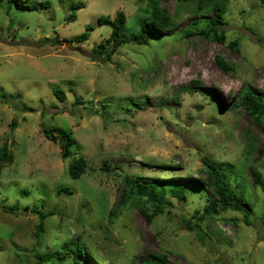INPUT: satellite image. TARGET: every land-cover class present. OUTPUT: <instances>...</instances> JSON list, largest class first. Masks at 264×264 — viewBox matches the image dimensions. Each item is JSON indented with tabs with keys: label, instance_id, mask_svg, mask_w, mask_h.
Segmentation results:
<instances>
[{
	"label": "rangeland",
	"instance_id": "obj_1",
	"mask_svg": "<svg viewBox=\"0 0 264 264\" xmlns=\"http://www.w3.org/2000/svg\"><path fill=\"white\" fill-rule=\"evenodd\" d=\"M14 1L0 0V152L6 143L13 154L0 174V264H164L160 253L170 264H264V129L241 104L246 92L264 94V0H227L226 43L186 34L214 16L195 12L198 0L179 10L178 0H161L179 14L177 25L148 44H123L112 59L93 52L113 29L100 16L124 11L130 33L141 27L147 0ZM35 2L47 5H23ZM88 25L90 39L79 42ZM45 125L71 132V156L62 157ZM79 156L86 170L73 178L69 164ZM205 159L230 173L243 211L208 215L196 233L184 219L209 203L197 180L207 181ZM123 173L169 180L187 199L171 197L173 206L149 223L131 201L120 204ZM27 204L48 215L40 237V214ZM13 205L19 210L5 211ZM77 237L81 259L65 244Z\"/></svg>",
	"mask_w": 264,
	"mask_h": 264
},
{
	"label": "trees",
	"instance_id": "obj_2",
	"mask_svg": "<svg viewBox=\"0 0 264 264\" xmlns=\"http://www.w3.org/2000/svg\"><path fill=\"white\" fill-rule=\"evenodd\" d=\"M186 0H178V10L185 4ZM193 1V0H191ZM199 4L197 5V9L195 12H199L201 10H212L214 12L213 18L207 20L206 28H197L195 30L188 29L186 34H199L205 39L209 40H218L224 43L227 42V36L225 30H223L222 26L225 24V12L227 0H198ZM10 2H15L14 0H9L8 6L11 5ZM24 6L28 5L32 9H42L45 8L47 3H31V4H23ZM84 6L81 2H79L75 6V10L80 9ZM177 10V9H176ZM146 17L144 18L142 25L140 28H137L130 33L126 32L125 26L127 23V15L124 11H119L115 18L111 20L109 17L100 16V23H109L112 22L113 29L111 31L110 36L103 42H100L93 48V52L95 56H101L102 58H110L122 47L123 44L127 42H134L137 44H148L153 34H164L170 30H172L176 25L177 21L175 16L179 15L176 11L172 14L166 7L161 5V0H147V6L145 7ZM73 12L70 17L75 18ZM87 31L79 34L76 37V40L79 42L86 41L91 37V30L93 29V25L87 26ZM238 41L234 40L231 43V46L234 49H237ZM216 62L218 66L224 71H232L233 65L226 62V60L221 56H216ZM243 88V87H242ZM244 90V89H243ZM54 94L60 98L61 101H64L65 95L62 89L55 88ZM1 98V94H0ZM77 100L81 99L77 97ZM241 104L245 107L246 111L250 114V117L256 121L258 125H260L264 129V123L262 121V117L264 116V94H255L253 92H246L241 100ZM25 110L34 111L35 109L32 106L24 105ZM13 125L16 124V120L12 121ZM45 136L55 143H59L62 150V157L68 158L72 154V146L75 144V139L72 137L71 132L66 131L62 127L51 125L44 127ZM13 162V154L10 151V148L5 143L2 146L0 152V174L6 163ZM233 168V165L230 163L224 164ZM87 160L83 156L75 157L69 164V170L73 178L81 177L86 170ZM252 170L255 175L256 182L261 180V172L256 169V167H252ZM207 176V181L202 179L200 176L197 180L204 186L207 187L209 191V203L205 206L204 210L195 211L192 215L194 219H184L185 226H187L190 230L196 233H200L198 229L202 228L200 226V222L205 220L208 215H214L215 212L228 211L230 209L234 211H243V208L240 204V200L236 199L235 191L232 189L230 185V180L226 181V178H230V173H226L221 168L220 162H215L214 160H206L204 161V168L202 169V175ZM125 177V186L123 188V192L120 197V204H127L129 201L132 204H135L139 207L141 213L145 216L149 223H152L154 218L163 214L165 208L173 206V202L170 200L171 197H178L179 200H186L187 195L184 193L180 187L176 186H168V183L171 182L166 179L158 180L157 182L147 183L143 182L140 179H134L130 176L129 173H123ZM237 182V181H236ZM239 184V183H237ZM240 185V184H239ZM144 199L150 201L153 205L151 211H148V207H145ZM170 200V202H168ZM123 207V206H122ZM25 208H33L34 212L40 214V222L37 226L36 235L42 236L45 231V220L48 217L41 209H36L35 207L29 206V204L25 205ZM5 211L10 213V211L15 212L19 210V205H13L12 207H4ZM218 209L217 211H215ZM118 209L115 208L110 212L111 215H114ZM196 220V221H195ZM226 220V219H225ZM197 237H199L197 235ZM81 238L77 237L75 240H71L66 242L65 244L69 246L68 254L70 257H79L84 255L82 253L81 246ZM74 243L77 247L74 248L70 246L71 243ZM64 244V245H65ZM37 257L45 261L47 258H43L39 252H37ZM161 256L164 264H170L168 262L167 256L163 253L158 254ZM82 257V256H81ZM65 259L64 257H62ZM81 259V258H80Z\"/></svg>",
	"mask_w": 264,
	"mask_h": 264
}]
</instances>
